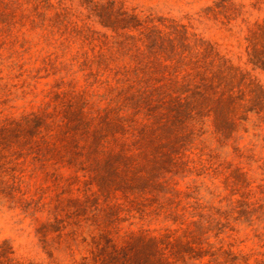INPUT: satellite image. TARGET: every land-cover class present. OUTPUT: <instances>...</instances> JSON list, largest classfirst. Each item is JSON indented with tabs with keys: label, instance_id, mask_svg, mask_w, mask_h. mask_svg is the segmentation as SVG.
Returning <instances> with one entry per match:
<instances>
[{
	"label": "trees",
	"instance_id": "obj_1",
	"mask_svg": "<svg viewBox=\"0 0 264 264\" xmlns=\"http://www.w3.org/2000/svg\"><path fill=\"white\" fill-rule=\"evenodd\" d=\"M74 2L82 11L73 9ZM128 2L0 0L2 28L9 31L18 25L36 32L55 52L78 44L65 71L57 69L49 56L35 68H23L20 60L11 63L27 72L30 81L21 86V98L31 94L32 99L29 110L14 115L4 113L12 99L7 94L0 98V202L28 216L45 210L53 216L36 228L43 250L53 259L50 234L75 239L76 233L45 208L41 197L35 200L30 179L37 164L45 171L66 168L82 173L88 185L85 222L92 232L85 236V256L78 264H239L238 254L212 246L201 221L208 213L198 210L200 204H182L190 194L180 189L178 178L190 172L193 160L187 151L205 132L206 122L218 139L246 131L252 116L257 127H264V85L211 44L191 42L186 30L177 31L176 43L173 35H163L161 27ZM90 22L105 30L103 40H98ZM135 32L145 38L141 41L148 52H138L139 66L131 76L130 69L113 70L106 54L125 48L127 40L137 38ZM246 41L247 63L264 70V23L249 28ZM108 71L113 75L104 80L106 93L94 98L85 77L96 82ZM79 73L84 83L76 78ZM49 78L53 81L43 82L39 89L40 79ZM30 165L34 168L27 179ZM239 175L247 187L246 173ZM245 197L249 199V194ZM143 200L148 201L149 212L179 226L158 233L122 230L121 214L142 213ZM74 203L78 207L73 213L82 215V204ZM0 264L33 263L15 256L11 244L2 240Z\"/></svg>",
	"mask_w": 264,
	"mask_h": 264
},
{
	"label": "rangeland",
	"instance_id": "obj_2",
	"mask_svg": "<svg viewBox=\"0 0 264 264\" xmlns=\"http://www.w3.org/2000/svg\"><path fill=\"white\" fill-rule=\"evenodd\" d=\"M128 1V5L135 7L142 17L148 16L161 27L163 35H173L177 43L180 42L177 31L186 30L191 42L201 39L211 44L220 55L250 71L264 85V70L254 69L247 63L246 41L249 28L264 23V4L256 0ZM73 9L76 12L82 11L76 2ZM90 25L96 31L98 40H103L102 33L105 30L96 23L90 22ZM0 27V98H5L4 94H7L12 100L4 105L7 108L4 113L13 112L17 115L30 109L28 102L32 95L27 94L21 98V86L30 79L27 78V72L12 68L11 63L20 60L24 63L23 68H35L41 66L43 57L49 56L57 69L65 71L63 68H67L78 44H73L67 52H62L60 48L55 52L54 46L47 45L36 32L26 31V28H19L18 25L9 31L2 28L1 24ZM139 37L137 34L135 40H127L125 48L117 50L113 55L107 52L113 70L130 69L131 76H134L133 72L139 66L137 60L141 59L138 52H144V55L148 52L141 41L145 38L143 35ZM24 39L27 43L23 46ZM85 48L89 46L85 44ZM159 50L157 52H168L165 49ZM88 53L92 55L98 52ZM112 73H100L96 82L92 76L85 77L87 91L98 99L106 93L104 80L107 76L111 80ZM76 78L79 83H84L80 73ZM46 81L53 80L40 79L39 89ZM255 119L252 116L245 124L246 131L240 129L223 139H218L212 133L210 122H206L203 126L205 132L197 137L187 151L193 160L189 163L190 172L187 171L183 179L178 178L180 189L190 194L188 199H183L182 204H200L198 210L208 213V217L201 221L212 246L215 249L221 247L232 250L241 257L238 259L239 264H264V127H257ZM33 168V165L27 168V179H30L29 174ZM47 169L45 171L38 164L35 165L30 179L32 190L36 192L35 200L41 197L40 202L46 203L45 208L58 214L68 224V228L74 230L76 238L71 239L65 235L58 238L56 233H51L49 237L54 238L48 240V247L53 251L54 258L50 259L42 248L36 228L49 218L52 221L53 216L48 215L46 210L38 212L34 217L28 216L20 208L12 209L8 204L0 202V241L7 240L15 256L26 262L54 264L51 261L55 260L60 264H78L81 256H85V236L92 232L85 222V192L88 185L86 181L84 183L85 178L80 172L75 173L66 168ZM240 171L246 173L245 183L249 181L247 187L241 183L240 175L236 177ZM248 194L249 199L245 197ZM76 200L84 208L82 215L73 213L78 207L74 203ZM98 201L102 203L103 197ZM143 201L145 206L142 207V213L133 210L121 214L124 220L121 223L122 230L148 229L158 233L179 226L164 220L162 215L149 212L148 201Z\"/></svg>",
	"mask_w": 264,
	"mask_h": 264
}]
</instances>
